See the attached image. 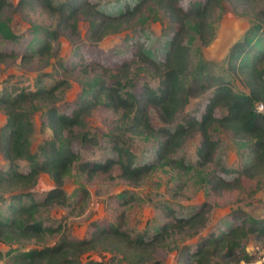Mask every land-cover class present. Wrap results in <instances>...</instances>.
<instances>
[{"label": "trees", "instance_id": "16d2710c", "mask_svg": "<svg viewBox=\"0 0 264 264\" xmlns=\"http://www.w3.org/2000/svg\"><path fill=\"white\" fill-rule=\"evenodd\" d=\"M180 1L137 0L133 5H127L122 12L111 14L99 10L91 0H18L15 5L9 0H0V18L6 9H10L32 21H39L37 25L32 24L35 33H38L39 46L35 53L39 57L45 56L50 50L51 40L59 36V28L77 39L78 22L84 21L88 29L86 38L89 43L95 44L105 35L119 33L134 22L145 3L154 5L163 18L174 25L162 64L157 65L149 58L142 43L130 41L128 48L131 56L128 59L116 66L101 68L103 75L106 77L109 74L112 81L100 75L93 90L80 96L70 113L60 112L55 104V93L68 84L64 80L51 87L39 83L35 90L22 87H4L0 90V109L7 118V123L0 130V150L8 161L7 169L0 171V201L6 200L3 194H9L8 215L0 216V243L15 244L21 240L42 242L46 236L59 235L53 245L25 251L17 248L8 250L6 255L11 257L10 264H162L155 258V252L160 247L175 250L177 264H212L216 258L231 260L234 264L251 261L252 257L245 251L244 243L249 235L264 239V218L254 219L241 209L232 213V222L227 231L208 234L194 248L179 243V236L193 237L205 226L211 209L207 201L187 217H176L169 206H162L161 212L171 220L158 225L153 236L144 233L133 235L126 229L124 207L135 200L128 191L117 196L114 220L103 224L94 223L86 238H71L61 232L60 225L47 226L36 217L41 207L69 203L63 189L64 178L79 161L71 138L74 131L83 126L84 116L98 106L121 113L126 131L160 137L156 149L159 159L167 158L190 135L198 133L201 141L197 157L202 167L212 161L218 148V142L212 138L210 129L217 125L228 130L234 139L246 142L242 164L238 169L224 170L235 173L231 180L218 174L205 178L206 187L209 190L233 191L242 190L244 180L254 181L257 187L264 182V111L257 109L258 104L264 107V9L259 8L257 0H194L187 7ZM222 6L230 7L250 20V26L242 37L229 48L225 68L232 76L242 74V83L248 92L234 90L227 76L214 75L212 69L215 63L199 60L194 64L191 48L185 42L192 31L201 46L207 45L214 34L212 17ZM47 16L54 19L55 29L40 22ZM0 33L10 41L19 39L4 21L0 22ZM12 54L0 53L5 57ZM58 64L61 67L64 65L62 62ZM81 65L93 71L99 67L94 62L85 64L84 55L78 50L64 71ZM137 65L153 69L158 78L156 88L149 83H144L137 93L127 88L131 84L132 68ZM209 90L210 97L199 119L190 116L172 130L155 129L152 126L150 109L156 112L162 122L169 123L190 97ZM37 102L45 105L43 116L51 137L37 147V152H32V113L36 110L33 104ZM217 109L224 111L220 117L215 115ZM80 137L83 143L96 142L95 138H89L85 133ZM112 148L116 157L80 162L78 170L85 173L87 179H92L98 174H110L118 167L119 176L132 186H136L153 170L151 164H136L132 151L115 139ZM19 160L28 162L27 171L19 170ZM174 163L180 165L177 161ZM40 173H47L54 184L42 200H35L28 192H19L32 187ZM25 197H28L29 202L22 204ZM169 237H172V244L167 242ZM88 252H97L99 258L87 257L82 261ZM105 254H109V257H105ZM2 257L0 253V260Z\"/></svg>", "mask_w": 264, "mask_h": 264}, {"label": "rangeland", "instance_id": "374dc122", "mask_svg": "<svg viewBox=\"0 0 264 264\" xmlns=\"http://www.w3.org/2000/svg\"><path fill=\"white\" fill-rule=\"evenodd\" d=\"M9 1L15 5L18 0ZM135 1L137 0H91L99 10L111 14L122 12L127 5H133ZM192 1L194 0H181L180 2L187 7ZM257 3L259 8L264 9V0H257ZM222 7L217 9L212 17L214 34L207 45L201 46L192 31L185 42L191 48L194 64L199 60L215 63L212 69L214 75L227 76L234 90L248 92L242 83V74L232 76L225 68L229 48L242 37L250 26V20L246 16L235 13L230 7ZM161 14L154 5L145 3L134 22L119 33L105 35L95 44L89 43L86 38L88 29L84 21L78 22L79 37L77 39L69 35L66 30L59 28V36L51 40L50 50L45 53V56L39 57L35 53L39 46L38 33H35L32 26V24L37 25L39 21H32L6 9L1 15L0 22L4 21L9 25L11 31L19 36V39L10 41L0 33V53L13 52L12 56L8 57L0 55V90L4 87L35 90L39 83L45 87H51L58 81L64 80L68 84L63 85L55 93V104L60 112L70 113L79 97L87 91H92L101 77L112 81V77H108L109 74L106 77L103 75L101 68L113 67L128 59L131 56L128 48L130 41L142 43L145 53L153 62L157 65L163 63L174 25L169 24ZM42 20L40 21L42 25L55 29L53 28L54 19L47 16ZM78 50L83 53L85 64L98 63V70L93 71L81 65L73 70L64 71ZM59 62L64 65L59 66ZM130 76L131 84L127 88L135 93L144 83H149L153 88L158 85V78L150 66H134ZM210 94L211 90L190 97L186 105L169 123L162 122L156 112L150 109L149 116L152 126L155 129L169 128L172 130L190 116L199 119ZM33 105L36 106V110L32 113L34 131L31 136V150L37 152V147L51 137V131L45 125L43 116L45 105L39 102ZM223 113L221 109L215 111L217 117ZM6 123V115L0 109V130ZM83 123L82 127L74 131L71 138L79 161L64 178L63 189L69 198V203L41 207L36 217L45 225H60L61 232L69 237L86 238L91 233L94 223L103 224L114 220L117 196L125 191L135 197L134 201L124 207L126 229L133 235L144 233L147 236H153L158 225L170 221L171 219L161 212L162 206H169L176 217H187L196 207L207 201L211 209L205 226L193 237H178L180 244H188L193 248L208 234L219 230L227 231L231 225L234 210L241 209L254 219L264 218V182L257 187L254 181L244 180L243 189L233 191L209 190L206 187L205 178L218 174L231 180L235 173L224 170L238 169L242 164L246 142L234 139L228 130L217 125H213L210 129L212 138L218 142V148L212 161L202 167L197 157V149L201 141L198 133L190 135L182 146L171 151L167 158L159 159L156 149L160 137L126 131L119 112L98 106L84 116ZM82 133L89 138H95L96 142H81ZM76 135L77 137L74 138ZM113 139L132 151L136 164L147 163L153 166V170L136 186L130 185L119 176L118 167H115L110 174H98L92 179H87L85 173L78 170L77 165L80 162L103 161L109 157H116L112 148ZM174 161L179 162L180 165H176ZM17 164L20 171L28 170L27 161L19 160ZM7 167L8 161L0 150V171L6 170ZM53 186L50 176L47 173H40L32 187L21 189L19 192H28L35 200L40 201ZM3 196L6 200L0 201L1 217L8 215L9 194H3ZM28 202V197L23 198L22 204ZM58 236L57 234L46 236L42 242L21 240L15 244L0 243V253L3 254L0 264H10L11 257L6 255L8 250L17 248L25 251L43 245H53L58 240ZM171 240L172 237H169L167 242L172 244ZM244 245L245 251L252 259L248 263L241 262V264H264V239L249 235ZM87 257L98 259L99 254L88 252L82 257V261ZM105 257H109V254H105ZM155 258L159 259L162 264H177L176 251L169 250L167 247L158 248ZM212 264H234V262L216 258Z\"/></svg>", "mask_w": 264, "mask_h": 264}, {"label": "built area", "instance_id": "2783aa9c", "mask_svg": "<svg viewBox=\"0 0 264 264\" xmlns=\"http://www.w3.org/2000/svg\"><path fill=\"white\" fill-rule=\"evenodd\" d=\"M263 108H264V107H263V105H262V104H258V105H257V109H258V111H262V110H263Z\"/></svg>", "mask_w": 264, "mask_h": 264}]
</instances>
